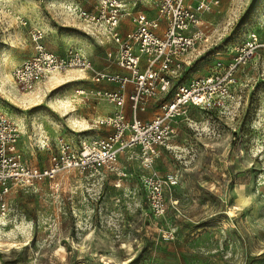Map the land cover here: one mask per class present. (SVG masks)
Returning a JSON list of instances; mask_svg holds the SVG:
<instances>
[{
    "label": "rangeland",
    "instance_id": "1",
    "mask_svg": "<svg viewBox=\"0 0 264 264\" xmlns=\"http://www.w3.org/2000/svg\"><path fill=\"white\" fill-rule=\"evenodd\" d=\"M122 1L160 18L151 0ZM99 4L0 0V111L21 126L31 165L47 166L59 137L79 146L112 132L98 124L110 106L80 93L92 87L88 73L56 74L28 92L12 78L37 42L57 54L78 48L97 68L118 70L116 44L79 15ZM124 20L123 34L135 27ZM199 28L204 39L185 79L222 70L252 34L262 41L264 0H221ZM234 78L229 107L190 106L151 156L129 149L112 167L12 186L0 204V264H264V48ZM161 102L151 101L142 119ZM31 144L39 145L34 153Z\"/></svg>",
    "mask_w": 264,
    "mask_h": 264
},
{
    "label": "built area",
    "instance_id": "2",
    "mask_svg": "<svg viewBox=\"0 0 264 264\" xmlns=\"http://www.w3.org/2000/svg\"><path fill=\"white\" fill-rule=\"evenodd\" d=\"M151 2L159 19L127 11L122 0H100L95 13L79 10L80 18L88 27L116 44L114 63L126 73L97 68L78 48L57 54L40 42L36 43L35 54L14 68L13 81L24 92L32 91L54 74L70 70L88 73L93 83L116 84V90L82 89L80 93L104 100L118 109L98 122L112 132L90 141L81 140L79 146L59 137L56 153L43 167L27 162L20 145L21 126L0 111V204L3 208L12 186L33 187L55 179L62 172L112 167L129 149L138 148L151 156L157 147L167 145L174 133L171 122L185 114L190 106L221 109L233 102L236 69L257 48H264V39L261 41L252 34L244 49H237L238 55L222 70L215 68L208 75L185 79L198 44L204 39L199 28L202 16L219 8L221 0ZM126 17H130L135 27L123 34L121 24ZM39 39L40 36L36 41ZM159 99H162L159 113L152 119H142L140 114L147 111L150 102ZM127 103L130 117L124 110ZM35 145L31 144L30 148L39 147Z\"/></svg>",
    "mask_w": 264,
    "mask_h": 264
},
{
    "label": "crops",
    "instance_id": "3",
    "mask_svg": "<svg viewBox=\"0 0 264 264\" xmlns=\"http://www.w3.org/2000/svg\"><path fill=\"white\" fill-rule=\"evenodd\" d=\"M207 14V13H206ZM205 15V14H204ZM203 15V16H204ZM203 16H202V18H203ZM125 19V18H124ZM123 19V21H122V24H121V30L123 31L124 29H125V26L127 25L126 23H124L125 22V20ZM129 31V30H128ZM128 31H125V33L126 32H128ZM95 64V63H94ZM104 70H107V69H104ZM111 71V70H110ZM114 72H122V73H126V71L125 70H123V69H121V68H119L118 70H113ZM85 74V76H86V73H84ZM92 85V87H88V90L89 89H104V90H116L117 89V85L116 84H108V83H92L91 84ZM83 89H86V88H83ZM130 91H132V87L131 86H129L128 87V92H130ZM96 99V98H95ZM98 100H100V99H98ZM104 101V100H103ZM106 102V101H105ZM107 103V105L108 106H110L108 109L110 110V111H113V113L114 112H116L117 111V107L115 106V105H113V104H110V103H108V102H106ZM149 106H150V104H149ZM149 106H148V108H147V111L146 112H142L141 114H140V116L141 117H144L145 118V116H146V114H147V112L149 111ZM111 107H113V109L111 108ZM124 110H125V112H126V114L130 117V115H131V112H130V109H129V104L127 103V105L125 106V108H124ZM112 113V114H113ZM109 129V128H108ZM21 148H22V150H23V153H24V156H26L25 155V146L22 144V142H21ZM27 148L30 150V152L31 153H34L36 150L34 149V148H30V146H27Z\"/></svg>",
    "mask_w": 264,
    "mask_h": 264
},
{
    "label": "bare ground",
    "instance_id": "4",
    "mask_svg": "<svg viewBox=\"0 0 264 264\" xmlns=\"http://www.w3.org/2000/svg\"><path fill=\"white\" fill-rule=\"evenodd\" d=\"M55 76H56V74L52 75V76H51V77H52V79H53V78H57V77H55Z\"/></svg>",
    "mask_w": 264,
    "mask_h": 264
}]
</instances>
